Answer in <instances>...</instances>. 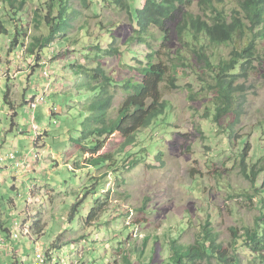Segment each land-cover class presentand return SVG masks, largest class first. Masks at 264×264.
Here are the masks:
<instances>
[{
	"label": "rangeland",
	"instance_id": "rangeland-1",
	"mask_svg": "<svg viewBox=\"0 0 264 264\" xmlns=\"http://www.w3.org/2000/svg\"><path fill=\"white\" fill-rule=\"evenodd\" d=\"M23 1L22 8L17 3L12 9L8 1L0 0V26L3 24L8 30L2 33L0 28V156L4 157L0 170V220L12 234L19 235L18 240H7L8 248L0 247V264H13V261L18 264V260H22L20 264H35L34 243L22 234L25 229V232L30 229L31 239L43 247L50 246L61 235L63 245L57 251L61 264H123L127 254L121 252L120 242L130 251L132 264H147L153 246L158 248L162 259H167L169 240L191 246L200 225L207 221L230 255L237 254L242 264H255L249 250L239 244H235L234 250L230 243L235 242L232 229L241 236L246 227H254L264 214V173L252 185L242 170L243 164L246 168L258 166L259 160L264 159V59L258 57L250 74L235 84L237 104L241 107L240 122L234 132L226 133L217 128L212 116L205 118L207 108L212 111L214 107V93L208 83L205 85L207 79L202 72L197 68L180 67L177 87L172 88L167 83L162 86V97L170 103L167 118L160 127L153 126L137 134L140 145L132 150L130 147L121 150L123 140L116 136L106 134L91 138L87 135L93 128L90 104L95 98L90 86L99 85L102 80L93 81L91 76L75 73V70L80 65L82 70H88L89 66L93 75L94 70L101 67L118 86L120 82L140 81L142 77L136 71L141 62L145 63L147 51L144 45L131 40L134 30L129 17L98 3L86 9L78 1L72 3L73 11H78L80 18L73 20L66 42L53 41L56 52L61 47L59 43H63L60 50H65L68 59L50 62L53 72L50 90L46 102L35 110L36 120L32 123L23 103L36 96L35 77L26 72L27 59H21V46L11 44L16 36L17 19L27 23L26 34L18 37L26 52L37 39L48 35L45 24L36 27L35 11L41 8L46 15L45 6L50 0ZM201 1L194 0L189 12L202 16ZM233 1L238 0H226L225 7H233ZM143 2L137 0L136 8L140 9ZM55 13L57 16L58 10ZM80 26L87 27V36H82ZM175 26L172 23L169 28L174 30ZM150 31L157 39L162 37L159 28H150ZM109 35L115 39L109 40ZM154 42L156 49L163 43ZM111 44L120 50L119 54L105 51ZM261 45L264 46V40ZM179 47L173 32L162 60L167 62L166 55L175 54ZM36 51L35 47L34 53ZM230 51L225 46L212 48L213 61L229 59ZM186 55L190 57L189 53ZM43 56L46 57V51ZM6 75H14L16 80L8 82ZM37 79L42 83L43 79ZM7 85L12 90L14 110L5 104ZM118 86L109 87L114 103L107 113L108 119L117 118L127 96V91ZM56 110L57 115L53 117L47 113ZM34 128L49 133V136L41 134L35 146ZM240 138L250 146L244 155ZM91 141L100 142L97 154L82 151L89 148ZM12 152L18 159L25 156L26 164L35 161L29 166L32 170L22 172L13 168V161L5 160ZM132 154L142 160L137 161ZM106 155L119 157L117 173L110 171L107 165L87 163L91 157ZM134 161H137L135 165ZM104 193L109 194L105 197V201H109V212L100 225L88 226L89 214ZM77 204L78 212L69 219ZM142 207L145 211H139ZM40 227L45 231L43 236L36 232ZM131 233L132 242L125 241ZM147 236L151 240L145 259L137 260L132 255L131 245L143 248Z\"/></svg>",
	"mask_w": 264,
	"mask_h": 264
},
{
	"label": "trees",
	"instance_id": "trees-1",
	"mask_svg": "<svg viewBox=\"0 0 264 264\" xmlns=\"http://www.w3.org/2000/svg\"><path fill=\"white\" fill-rule=\"evenodd\" d=\"M6 1L9 2L12 9L17 3L21 8L25 4L23 0ZM77 1L81 3L83 9H86L90 4L98 3L103 7H112L126 13L134 30L131 40L144 45L147 51L144 57L145 63L141 62L140 69L136 71L142 77L141 80L119 83L118 87L124 88L127 91V96L121 105L119 115L109 124L106 122V116L114 101V95L109 91V87H116L117 81L112 76H107L101 67L95 69L93 75H91L92 69L89 66L88 70H82V65L75 70V73L91 76L93 81L98 78L102 80L99 85L90 86V90L95 93V98L90 104L94 115L91 119L93 128L87 134L89 137L95 138L96 135L107 134L124 138L125 142L121 150L140 145L137 134L153 126L160 127L162 120L167 118L170 103L162 97V86L167 83L172 88L177 87L176 83L181 74L180 67L197 68L202 72V75L207 79L205 85L208 83L210 90L214 93L212 99L214 107L212 111L207 108L208 113L205 118L212 116L217 128L226 133L230 130L234 132V128L240 122L239 108L241 107L240 104L236 105L238 94L235 84L239 78L247 77L250 74L254 67L253 63L258 60V57L264 59V48L260 50L259 43L260 40H264V0H240L233 7H225L226 0H219L217 3L205 0L199 4L200 11H203L202 17L189 12L188 9L192 6L190 0H144L140 9L136 8L137 0H50L45 6L46 15H43L41 8L35 11L36 27L39 28V25L45 24L48 28V35L45 38L37 39L35 44L29 47L27 54L32 56L36 47L39 56L47 44L56 38L67 41L68 38L65 37L68 29L71 28V21L80 18V13L73 11L72 3ZM56 10H58L57 16H55ZM172 23L176 24L174 30L169 28ZM25 24L27 23L20 19L16 20V36L12 46L16 44L23 46L21 42H18V37L22 33L25 34ZM0 28L3 30L2 33L8 32L7 27L3 24ZM150 28H159L162 37L157 39ZM79 31L82 32L83 37L87 36V27L80 26ZM173 32L180 47L175 54H167L168 60L164 62L162 60V56L165 54L163 51L166 49L167 42L172 40ZM154 40H161L163 43L156 49ZM224 46L231 49L230 58L221 59L215 63L212 59V48ZM107 50L111 55L120 53V50L113 44ZM186 53H189L190 57ZM187 62L189 65L186 64ZM5 104L10 109H15L8 89L5 94ZM47 113L50 117L57 115L51 111ZM44 133L49 136L48 131ZM239 143L242 144V154L244 155V151L250 146L243 138L239 139ZM33 145L35 146V142ZM99 147H101L99 141H91L89 148L82 150H91L93 154H97ZM134 158L137 161L142 160L138 157ZM116 160L119 162L117 155L115 157L106 155L91 157L87 163L94 166L107 165L110 171L113 170L114 173H117L116 167L119 165ZM137 161H134L133 165ZM123 162L124 160L121 158V163L123 164ZM258 166L253 165L254 168L249 169L244 164L242 165L243 175L252 185L256 184L259 176L264 173V159L259 160ZM107 196L109 194L105 195L104 193L103 198L94 204L88 217V226L92 227L97 223V226L100 225L103 217L109 212V201H105ZM9 206L11 207L10 204ZM78 207V204L73 206L69 219H72L78 212ZM139 211H145L144 207ZM0 212L2 211L0 210ZM261 221H264V214L261 219L257 220L254 227H246L245 233L241 236L237 235L236 229H232L235 242L230 243L233 247L235 244H239L240 247L249 250L254 255L252 262L255 264L257 262L264 264V223ZM36 232L39 236H43L45 231L40 227L36 229ZM10 235V230L6 229L5 223L0 220V236H5L8 239ZM59 238L50 246L44 247L47 264H51V262L61 264L57 251L63 245V241L61 235ZM132 238L131 233L125 241L132 242ZM150 240L149 236L144 238V246L141 249L130 244L131 251L134 252L133 257L144 261L145 250ZM194 240L191 246H183L177 244L175 240H169L170 256L167 259H162L159 256L158 248L153 246L147 264H242L240 257H237V254L230 255L225 244L220 242L219 234L214 231L210 221H207L205 225H200V230L196 233ZM120 243L123 245V251L120 248L119 250L127 254L126 257H123V264H132L130 251L125 250L124 244ZM137 264L146 263L138 262Z\"/></svg>",
	"mask_w": 264,
	"mask_h": 264
},
{
	"label": "clouds",
	"instance_id": "clouds-1",
	"mask_svg": "<svg viewBox=\"0 0 264 264\" xmlns=\"http://www.w3.org/2000/svg\"><path fill=\"white\" fill-rule=\"evenodd\" d=\"M190 1H192V6L194 5V0H190ZM202 1H205V0H202ZM201 1V2H202ZM214 3H217L219 0H212ZM240 0H238V1H233V3H234V5H235V3H237V2H239ZM201 2H200V4H201ZM201 13L203 14V11L201 10ZM203 16V15H202ZM201 16V17H202ZM78 19V18H77ZM74 20V19H73ZM73 20L71 21V26L73 25ZM26 28V27H25ZM23 34L24 33H22V35H20L21 37L23 36ZM26 34V33H25ZM45 38V37H44ZM57 39V38H56ZM113 39H115L114 37H112V35H109V40H113ZM61 40V39H60ZM263 40H260L259 41V43H260V48H264V46H262L261 45V42H262ZM112 42V41H111ZM65 43V42H64ZM60 45H61V47L60 48H57V45L58 44H56V48L58 49V51L56 52L55 50H54V45L55 44H53V42H51V43H49V44H47V46H46V48L44 49V50H42L41 51V53H40V55L38 56L37 55V52L38 51H36L32 56H30V55H27V53H26V49H24L23 48V46H21V59H24V60H26L27 59V65H28V69H27V71L26 72H28L30 75H32V76H34L35 74H36V76H34L35 77V84L37 85L36 86V96H33V97H31L29 100H27V101H25L23 104L24 105H26V107L28 108V110H29V113H30V121L33 123V122H35V120H36V118H35V110L37 109V107H38V105L39 104H41V103H45L46 102V95L48 94V92H49V90H50V78H51V75H52V71H51V69H50V62H52V61H54V62H58V61H60V59L62 58V59H65V60H67L68 59V57H66V56H68V55H64V52H65V50H60V49H62L63 47H62V44L63 43H59ZM19 46V44L16 46V47H18ZM109 47V46H108ZM108 47H106V49H105V51H107V49H108ZM36 50H38V49H36ZM35 51V50H34ZM44 51H46V57H44L43 56V52ZM69 52V51H68ZM63 55H64V57H63ZM72 55V53L70 54V56ZM58 56H60L59 58H56V57H58ZM27 57V58H26ZM55 58V59H54ZM229 58H230V54H229ZM213 59V58H212ZM83 61H84V59H83ZM84 63V62H83ZM85 64V63H84ZM72 66H74V65H72ZM5 78H6V80L8 81V82H10V81H15L16 80V78H15V76L14 75H12L11 77H9L8 75H6L5 76ZM37 78H41V79H43V81H42V83H39V79H37ZM241 78H243V77H241ZM241 78H239V79H241ZM238 79V80H239ZM238 80H237V82H238ZM236 82V83H237ZM115 85L116 86H118V84L117 83H115ZM236 88V87H235ZM8 89V91H9V94H10V98H12V90H11V88L7 85L6 86V90ZM236 89H238V88H236ZM94 101V100H93ZM113 103H114V101H113ZM33 104H36V108L35 109H33V108H31V106L33 105ZM236 105H237V101H236ZM241 105V104H240ZM113 107V106H112ZM89 108V107H88ZM91 109V113H92V116L94 115V112H93V110H92V108H90ZM110 110V109H109ZM108 110V111H109ZM52 112H54V113H57V110L56 111H51V113ZM108 113V112H107ZM15 115V114H14ZM91 119H92V117H91ZM111 121H114L113 119H108L107 118V116H106V122L109 124ZM17 130H18V133L19 134H22V132L20 131V129L19 128H17ZM34 130H35V140L33 141V142H36L37 141V139H38V137L41 135V134H44V132L45 131H42V130H39V129H37V128H34ZM144 131V130H143ZM142 132V131H141ZM140 132V133H141ZM139 134V133H138ZM114 136V135H113ZM120 139H122L123 140V143H122V145L124 144V142H125V139L124 138H120ZM137 139H138V135H137ZM132 150V149H131ZM83 151V150H82ZM10 154H13L15 157H14V159H11V158H9L8 156L10 155ZM10 154H8V155H6L5 156V160L6 159H9V160H11V161H13V168H15V169H17V170H22V172H30L32 169H30L29 170V166L30 165H32L33 164V162L35 163V161H33L31 164H26V159H25V156L24 157H22L21 159H18L17 157H16V154L15 153H10ZM2 161H4V157L3 156H0V170H2V168H3V163H1ZM16 161H18L20 164H22L20 167H18V168H16L15 167V165H14V162H16ZM247 168H249V169H253L254 167L253 166H251V167H247ZM27 227V226H26ZM26 230V229H25ZM25 230L24 231H22V234L25 236V237H29L30 238V240H32L33 241V243H34V247H35V245H39V246H41L40 244H39V242L38 241H36V240H34V239H31V234L29 233L30 232V229H27L28 231L27 232H25ZM12 233H11V235H10V237H8V239H13L12 238ZM32 236H34V235H32ZM6 238V237H5ZM35 238V237H34ZM7 239V238H6ZM7 239V240H8ZM18 240V239H17ZM43 247V246H42ZM44 248V247H43ZM3 249V248H2ZM21 261L22 260H18V264H20L21 263Z\"/></svg>",
	"mask_w": 264,
	"mask_h": 264
},
{
	"label": "built area",
	"instance_id": "built-area-1",
	"mask_svg": "<svg viewBox=\"0 0 264 264\" xmlns=\"http://www.w3.org/2000/svg\"><path fill=\"white\" fill-rule=\"evenodd\" d=\"M31 108L35 109L36 104H33L31 106ZM8 157L11 159H14L15 156L13 154H10ZM14 165L16 168H18L22 164H20L18 161H16V162H14ZM12 238L17 240L19 238V235L13 234ZM0 247L1 248H8L7 239L5 238V236H0ZM34 250H35V264H47L46 251L44 250V248L42 246L35 245Z\"/></svg>",
	"mask_w": 264,
	"mask_h": 264
},
{
	"label": "crops",
	"instance_id": "crops-1",
	"mask_svg": "<svg viewBox=\"0 0 264 264\" xmlns=\"http://www.w3.org/2000/svg\"><path fill=\"white\" fill-rule=\"evenodd\" d=\"M34 77V76H33Z\"/></svg>",
	"mask_w": 264,
	"mask_h": 264
}]
</instances>
